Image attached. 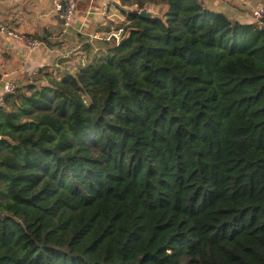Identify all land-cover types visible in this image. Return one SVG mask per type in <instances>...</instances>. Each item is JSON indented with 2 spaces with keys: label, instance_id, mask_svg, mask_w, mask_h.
Listing matches in <instances>:
<instances>
[{
  "label": "trees",
  "instance_id": "16d2710c",
  "mask_svg": "<svg viewBox=\"0 0 264 264\" xmlns=\"http://www.w3.org/2000/svg\"><path fill=\"white\" fill-rule=\"evenodd\" d=\"M137 2L0 105V264H264V25Z\"/></svg>",
  "mask_w": 264,
  "mask_h": 264
},
{
  "label": "crops",
  "instance_id": "0c3cea01",
  "mask_svg": "<svg viewBox=\"0 0 264 264\" xmlns=\"http://www.w3.org/2000/svg\"><path fill=\"white\" fill-rule=\"evenodd\" d=\"M123 1L114 0L104 14L100 7L103 0H77L78 11L73 26L67 34L62 35L61 21L54 9L55 0H0V19L8 20L17 31L44 42L40 49L31 54L23 41L1 35L0 76L8 73L16 85H22L33 71L43 66H48L55 74L74 73L79 67L94 61L98 52L102 54L107 43L112 41L105 37L115 28L125 27L129 21V11H134L125 10ZM241 1L243 7L251 10L264 5V0ZM220 6L214 9L241 20H254L250 12L244 13L230 4ZM92 35L100 38L93 39Z\"/></svg>",
  "mask_w": 264,
  "mask_h": 264
},
{
  "label": "built area",
  "instance_id": "2783aa9c",
  "mask_svg": "<svg viewBox=\"0 0 264 264\" xmlns=\"http://www.w3.org/2000/svg\"><path fill=\"white\" fill-rule=\"evenodd\" d=\"M114 0H103V9L102 13L106 14ZM54 9L58 14V17L61 21V34L65 35L69 32L70 28L73 26L77 11H78V2L77 0H55ZM140 12V10H139ZM253 15L257 18L260 24H263L260 20L264 17V5L260 8L256 7L252 9ZM126 32L125 27H119L113 31H111L105 39L107 40H115L117 43L121 41L124 34ZM8 36L11 38H16L23 41L29 52L32 54L40 49L44 42L36 37L26 35L17 31L13 28L8 20L0 19V36ZM93 39L100 38L97 35H92ZM39 69L33 71L34 74L38 73ZM16 83L9 78V74L5 73L0 76V105L3 104L5 100V96L8 93L13 92L16 89Z\"/></svg>",
  "mask_w": 264,
  "mask_h": 264
},
{
  "label": "rangeland",
  "instance_id": "374dc122",
  "mask_svg": "<svg viewBox=\"0 0 264 264\" xmlns=\"http://www.w3.org/2000/svg\"><path fill=\"white\" fill-rule=\"evenodd\" d=\"M123 2L126 5V8H124L125 10H128L129 11L130 9H133L135 11V10H139L140 9L139 8V3L137 2V0H124ZM206 2L208 4H210L211 7H214V8L221 7L220 4H230L234 8L237 7L236 9L239 10V11H242L244 13H249V12L252 13V16L254 18L253 21H256L257 20V18L253 15V12H252V10L249 7L245 8V7L242 6L243 5L242 4L243 2L241 0H206ZM236 2H238V3H236ZM100 7H101V11H102L103 4ZM143 8L146 9V10H148V11L149 10L154 11L153 15H159V16H164L165 12L167 11V6L166 5H158V4H154V3L153 4L146 3V5ZM122 12H123V10H122ZM260 21L263 24H260L258 21L257 22L260 25H264V17ZM128 23H129V21L126 22L125 26ZM106 51H107V48L105 49V51L102 54L100 52H98V54L95 56V61L101 59L102 56H105L104 54L106 53ZM77 70L74 73H71V74H75L77 72ZM59 75H62V74L59 73Z\"/></svg>",
  "mask_w": 264,
  "mask_h": 264
},
{
  "label": "water",
  "instance_id": "95a60500",
  "mask_svg": "<svg viewBox=\"0 0 264 264\" xmlns=\"http://www.w3.org/2000/svg\"><path fill=\"white\" fill-rule=\"evenodd\" d=\"M260 8V7H258ZM141 15L145 16V17H153V12L151 11H148L146 9H141L140 12H139ZM130 34H131V29H127L123 38L121 39V41L119 43H123L124 41L128 40V38L130 37Z\"/></svg>",
  "mask_w": 264,
  "mask_h": 264
}]
</instances>
